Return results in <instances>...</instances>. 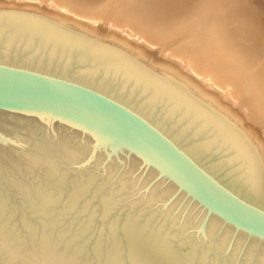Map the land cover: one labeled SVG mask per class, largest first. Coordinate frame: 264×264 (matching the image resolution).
<instances>
[{
    "label": "water",
    "instance_id": "95a60500",
    "mask_svg": "<svg viewBox=\"0 0 264 264\" xmlns=\"http://www.w3.org/2000/svg\"><path fill=\"white\" fill-rule=\"evenodd\" d=\"M91 40L0 12V264H264L251 149Z\"/></svg>",
    "mask_w": 264,
    "mask_h": 264
},
{
    "label": "bare ground",
    "instance_id": "6f19581e",
    "mask_svg": "<svg viewBox=\"0 0 264 264\" xmlns=\"http://www.w3.org/2000/svg\"><path fill=\"white\" fill-rule=\"evenodd\" d=\"M20 1L24 0H0V4L17 7ZM30 1L37 4L30 6L50 17L54 12L60 15L56 10L60 8L76 15L74 19L83 18L81 23L77 19L81 25L77 20L73 23L91 36L104 29L112 43L102 46L114 52L124 53L122 48H128L142 59L148 56L145 49L157 46L163 57L160 74L142 67L133 53L128 55L135 62L129 61L198 102L251 149L264 198V55L252 25L247 24L241 0H189L181 6L172 0ZM213 12V19L206 18ZM64 19L62 23L67 24Z\"/></svg>",
    "mask_w": 264,
    "mask_h": 264
},
{
    "label": "rangeland",
    "instance_id": "374dc122",
    "mask_svg": "<svg viewBox=\"0 0 264 264\" xmlns=\"http://www.w3.org/2000/svg\"><path fill=\"white\" fill-rule=\"evenodd\" d=\"M26 1H28V0H24V1H20V3H18L17 4V7H15V6H13L12 4H8V5H6L7 3H5L4 5L3 4H0V12H8V11H11V10H13L14 12L16 11V13H24V14H31V15H35V16H38V17H41V18H44V19H46L47 21H54V22H56V23H59L60 24V26H63V25H65V28H69V29H71L72 31H75V32H79V33H82V31H83V35H85L86 34V36H88V37H92L93 36V34H92V36H91V33H89L88 31H85V30H83V29H81V28H79V27H77V25L76 24H74L73 23V21H75V20H77L78 19V17L76 18V19H74V17H76V15H72L71 13V16H69L70 14H66V12H63V10H61L60 8H58V9H56V10H58V12H59V14L60 15H63V16H65L64 18L65 19H67L68 17V21L66 20V22H67V24L66 23H62L63 21H61V20H63L62 19V17L61 18H59L58 16H60V15H55L56 14V12H54V14H52L51 13V17L49 16V14L50 13H47V12H45L44 13V11H41V10H38V11H40V12H38L36 9H35V7H33V5H35L36 3L34 2V1H32L34 4L32 5V6H30L31 5V1L29 0L28 2H26ZM189 0H172V3H174L173 5H175V6H181V5H183L185 2H188ZM23 2L25 3V4H23ZM16 3V2H15ZM22 3V4H21ZM30 5H29V4ZM241 3H242V11H243V13H245V15L247 16V24H248V26H249V28H250V26H251V31H252V33H254L253 35H255V36H257L258 37V40H259V47H260V49L262 50V54L264 55V7H263V4H262V0H241ZM1 5H3V6H1ZM25 5V7H23ZM37 5V4H36ZM171 5V4H170ZM169 5V6H170ZM12 7V9H11V7ZM41 12H43V13H41ZM57 12V13H58ZM65 13V14H64ZM53 15H55V17L53 16ZM214 15V12L213 13H210V14H207L206 15V18H208V19H213V16ZM54 18H57L58 20H56V19H53V17ZM57 16V17H56ZM72 16H74L73 18H72ZM70 18H72V19H70ZM64 19V20H65ZM82 19V20H81ZM79 21H80V23H81V21H85L83 18H80L79 17V19H78ZM76 21V23L78 22L79 23V21ZM71 21V22H70ZM69 23V24H68ZM79 23V24H80ZM83 23V22H82ZM62 24V25H61ZM74 28H72L71 26ZM81 25V24H80ZM76 28V29H75ZM77 29H79V30H77ZM81 31V32H80ZM88 32V33H85V32ZM105 32V30L103 29V30H99V32L97 31V34H100V35H97V34H94V36H95V38H96V40H98V42L99 43H102V44H110V43H112V42H110V40H108V38H106V34L104 33ZM100 32H102V33H100ZM90 36H89V35ZM105 34V35H104ZM94 36H93V38H94ZM92 38V39H93ZM94 38V39H95ZM106 38V39H105ZM95 40V41H96ZM97 42V41H96ZM114 44V43H113ZM118 47H122V46H120V45H118ZM125 49H127L126 51H125ZM122 50H124V53L125 54H129L130 56H132V54L131 53H133V58H135L136 60H139L140 59V57H138V56H136L135 55V53L133 52V51H131L130 49H128V48H122ZM128 50H130V52L128 51ZM159 51V48L157 47V46H149L147 49H145L144 50V53H146L145 55H148V56H145V58H142V59H140L139 61H138V63L142 66V67H144V68H146V69H148L150 72H152V73H154V74H160L161 73V68H159V67H161V65H160V63H162V62H159V61H161V60H163V57L161 56V53H159L158 52ZM158 52V53H157ZM157 53V54H156ZM160 58V59H159ZM157 59V60H156ZM159 59V60H158ZM157 61L158 62V64L160 65H155L153 62L154 61ZM155 61V62H156Z\"/></svg>",
    "mask_w": 264,
    "mask_h": 264
}]
</instances>
